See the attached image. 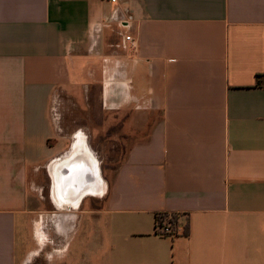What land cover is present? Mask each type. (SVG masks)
Here are the masks:
<instances>
[{
	"label": "crops",
	"instance_id": "obj_1",
	"mask_svg": "<svg viewBox=\"0 0 264 264\" xmlns=\"http://www.w3.org/2000/svg\"><path fill=\"white\" fill-rule=\"evenodd\" d=\"M93 89V134L57 129ZM127 139L108 181L102 144ZM79 160L90 188L60 208ZM53 203L62 263L264 264V0H0V264L36 256Z\"/></svg>",
	"mask_w": 264,
	"mask_h": 264
},
{
	"label": "rangeland",
	"instance_id": "obj_2",
	"mask_svg": "<svg viewBox=\"0 0 264 264\" xmlns=\"http://www.w3.org/2000/svg\"><path fill=\"white\" fill-rule=\"evenodd\" d=\"M93 90H94L93 92L91 91L88 94V101L89 103L91 102L90 106L92 109H89L88 111H83L81 114L79 113L78 115L74 114L73 116L70 114V112L54 111V114H56V116L54 115L53 117L56 120L58 119V117L60 118L61 116L60 123L59 121H55V126L57 127V129H59L60 127V129L63 131H69L70 128H73L75 130V128L78 127L77 133H79L80 136L82 135L83 137L86 138L90 134H93L92 129L96 127V124L98 122H100L99 118L93 119V111L97 108L98 105L97 103L98 93L96 89ZM62 121H65L66 123H62ZM91 138L95 139L94 136H91ZM98 138L99 137L97 136V139ZM96 140L95 141L91 140L92 146L94 144H98ZM130 143L131 141L127 139L126 142L121 141V143H117L114 141L111 142L108 141V143L102 144L105 149L99 154V156L100 158L103 159L104 161L103 164L107 163V165L105 166H107L108 168L110 167L109 168L110 171L108 172L104 171L102 175L108 181H110L113 177V172L111 170L115 168L120 157H122L123 155V147L128 149V147L131 145ZM56 209L58 208L54 205V203L53 205L43 204L40 207V212L42 213L38 214L36 217L37 219L32 221L31 224V237L34 236L33 238L36 239L35 240L31 238L32 240L31 249L36 253V256L40 254L39 251L41 249H45V251L42 254L43 257L42 255L41 257H36V256H34L33 258L28 257L27 262H25L24 264H61L62 262H65L66 259L61 260L60 258V256L63 254L62 253L63 251L62 249H64L62 248L63 246H59L60 248L57 247L55 251L56 241H58L57 239H60L56 235L57 234L56 230L58 229L60 223V221H57V219L58 218H59L58 220H60V218L68 219L66 220L67 226L65 230L69 233L71 228L70 214H69L70 210L67 209L66 207H63L62 209L63 212ZM52 215L55 216L58 215L59 217L56 218L54 216V219H51L53 217ZM37 226H41L43 233L40 232L39 235L36 233ZM63 243H65V241ZM67 249H68L67 250L68 254H70V252L73 251L72 246H70V239L67 242ZM62 264H66V263H62Z\"/></svg>",
	"mask_w": 264,
	"mask_h": 264
},
{
	"label": "bare ground",
	"instance_id": "obj_3",
	"mask_svg": "<svg viewBox=\"0 0 264 264\" xmlns=\"http://www.w3.org/2000/svg\"><path fill=\"white\" fill-rule=\"evenodd\" d=\"M81 155H82V157H84V155L87 156L88 154L83 153ZM89 158L91 159L90 156H89ZM84 165H85V161L79 160L76 168L71 169V171L69 172V176H67L66 178L63 177L66 180L64 187L62 185H60V182H58L56 180V178L54 177V179H53V197H54V200H55L56 204L58 205V207L61 208L62 203L65 202L64 200H66L65 198L69 197V192L72 188H73V190H79L82 192H84L85 190H89L90 179L86 175L87 172L84 173V170H85ZM73 205L76 206V203Z\"/></svg>",
	"mask_w": 264,
	"mask_h": 264
},
{
	"label": "built area",
	"instance_id": "obj_4",
	"mask_svg": "<svg viewBox=\"0 0 264 264\" xmlns=\"http://www.w3.org/2000/svg\"><path fill=\"white\" fill-rule=\"evenodd\" d=\"M110 3H116L117 0H107ZM119 26L122 29L129 27V20L127 18L119 19ZM124 42L133 43V38L129 35L123 37ZM181 228L178 226L177 221L173 214H159L156 216L155 233L160 237L173 238L181 234Z\"/></svg>",
	"mask_w": 264,
	"mask_h": 264
},
{
	"label": "water",
	"instance_id": "obj_5",
	"mask_svg": "<svg viewBox=\"0 0 264 264\" xmlns=\"http://www.w3.org/2000/svg\"><path fill=\"white\" fill-rule=\"evenodd\" d=\"M75 168H76V167H75ZM71 169H74V168L72 167ZM70 171H71V170H70ZM70 171H69V172H70ZM67 176H69V173L67 174ZM67 176L65 175L64 177L66 178ZM65 178L60 177V178H59V181H58V182H60V185H62L63 187L65 186V183H66ZM66 189H67V188H66Z\"/></svg>",
	"mask_w": 264,
	"mask_h": 264
},
{
	"label": "trees",
	"instance_id": "obj_6",
	"mask_svg": "<svg viewBox=\"0 0 264 264\" xmlns=\"http://www.w3.org/2000/svg\"><path fill=\"white\" fill-rule=\"evenodd\" d=\"M258 77L259 76H257V78H256V84H255L256 86L259 85V78Z\"/></svg>",
	"mask_w": 264,
	"mask_h": 264
},
{
	"label": "flooded vegetation",
	"instance_id": "obj_7",
	"mask_svg": "<svg viewBox=\"0 0 264 264\" xmlns=\"http://www.w3.org/2000/svg\"><path fill=\"white\" fill-rule=\"evenodd\" d=\"M81 143H84V141H83V140H81Z\"/></svg>",
	"mask_w": 264,
	"mask_h": 264
}]
</instances>
